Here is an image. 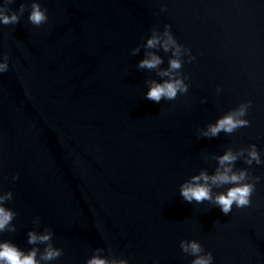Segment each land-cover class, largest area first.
Masks as SVG:
<instances>
[{"label":"water","instance_id":"obj_1","mask_svg":"<svg viewBox=\"0 0 264 264\" xmlns=\"http://www.w3.org/2000/svg\"><path fill=\"white\" fill-rule=\"evenodd\" d=\"M38 2L45 23L28 20L32 0H11L9 12L24 11L0 24V191L17 214L0 238L28 249L27 232L49 227L62 249L51 264H86L97 249L128 264H191L182 240H198L213 264H264V164H234L260 178L248 207L224 214L180 195L229 147L256 144L264 157V0ZM166 27L188 90L155 102L149 82L168 79L159 70L173 53L146 41ZM148 51L158 69L139 67ZM248 101V126L201 135Z\"/></svg>","mask_w":264,"mask_h":264},{"label":"clouds","instance_id":"obj_2","mask_svg":"<svg viewBox=\"0 0 264 264\" xmlns=\"http://www.w3.org/2000/svg\"><path fill=\"white\" fill-rule=\"evenodd\" d=\"M6 0L0 4V24H16L20 19V14L24 11V5L20 6L19 12H9ZM48 19L47 11L42 8L38 0H32L31 10L28 14V20L31 24L39 26ZM163 48L165 52L172 50V57L168 61V68L159 70L161 77H168L162 81H150L146 97L149 100L159 102L162 98L174 100L179 93L187 92L188 85L178 70L182 67L180 56L182 55V46L176 41L172 33L165 28L161 34L153 30V34L146 41L147 49ZM135 51V50H134ZM162 63V57L156 52L148 51L145 57L140 60V68L158 69ZM7 56L0 59V73L7 71ZM251 101L241 103L238 107L229 110L214 123L202 130L201 135L215 137L222 131L226 134L235 132L238 128L246 127L250 124L247 118L248 108ZM243 158L245 163L252 165L264 164V157L257 149L256 144H251L246 148L233 150L227 148L222 154L216 157L218 165L215 172L209 174L207 170L202 169L198 174L192 175L180 185V195L184 200L197 203L211 201L220 207L224 214L232 211L233 205L237 208H245L252 203V194L256 187V181L260 178L249 179V170L247 168L236 169L235 162ZM17 177L14 176L13 179ZM231 185L226 191L213 192V186ZM11 191H0V233L15 232L16 225L13 223L16 212L6 206L5 201L12 199ZM39 216H36L33 223L39 224ZM53 233L49 227L43 231L30 229L27 232V243L33 245L28 249L21 248L10 239L0 238V264H51L62 254L60 247L52 243ZM43 244V250L38 245ZM180 247L183 252L192 255L191 264H213L211 252L203 253L202 245L198 240H182ZM102 250L97 249L86 260V264H128L126 258H109L101 255Z\"/></svg>","mask_w":264,"mask_h":264}]
</instances>
